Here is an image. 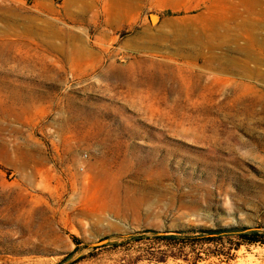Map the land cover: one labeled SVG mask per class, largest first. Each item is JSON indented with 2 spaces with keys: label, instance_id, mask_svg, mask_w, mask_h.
Masks as SVG:
<instances>
[{
  "label": "rangeland",
  "instance_id": "rangeland-1",
  "mask_svg": "<svg viewBox=\"0 0 264 264\" xmlns=\"http://www.w3.org/2000/svg\"><path fill=\"white\" fill-rule=\"evenodd\" d=\"M230 225L264 229V0H0V264H264L156 236Z\"/></svg>",
  "mask_w": 264,
  "mask_h": 264
},
{
  "label": "trees",
  "instance_id": "trees-1",
  "mask_svg": "<svg viewBox=\"0 0 264 264\" xmlns=\"http://www.w3.org/2000/svg\"><path fill=\"white\" fill-rule=\"evenodd\" d=\"M152 231V230H151ZM198 235H190L197 234ZM157 239L162 244L172 247H184L193 244L197 239H204L209 242L220 241L224 237L229 238L234 248L241 244L264 245V229L252 228L248 226H222L217 228L190 227L179 229L170 233L157 234Z\"/></svg>",
  "mask_w": 264,
  "mask_h": 264
},
{
  "label": "bare ground",
  "instance_id": "bare-ground-1",
  "mask_svg": "<svg viewBox=\"0 0 264 264\" xmlns=\"http://www.w3.org/2000/svg\"><path fill=\"white\" fill-rule=\"evenodd\" d=\"M186 29V28H185ZM186 31H187V29H186ZM185 35V34H184ZM180 36H181V33H180ZM182 37V36H181ZM198 37H199V34H197V35H194V34H191L188 38H189V40H191V41H193L194 43H196V42H198ZM188 40V39H187Z\"/></svg>",
  "mask_w": 264,
  "mask_h": 264
},
{
  "label": "crops",
  "instance_id": "crops-1",
  "mask_svg": "<svg viewBox=\"0 0 264 264\" xmlns=\"http://www.w3.org/2000/svg\"><path fill=\"white\" fill-rule=\"evenodd\" d=\"M245 51H246V48H244V51H243V52H244L245 54H247ZM248 51H249L250 53H254V51H253L252 49H251V50L248 49ZM243 64H245V63H243ZM245 66H246V65H244V67H245Z\"/></svg>",
  "mask_w": 264,
  "mask_h": 264
}]
</instances>
